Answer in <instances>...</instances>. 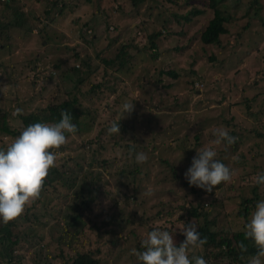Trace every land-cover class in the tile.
Masks as SVG:
<instances>
[{
  "label": "rangeland",
  "instance_id": "obj_1",
  "mask_svg": "<svg viewBox=\"0 0 264 264\" xmlns=\"http://www.w3.org/2000/svg\"><path fill=\"white\" fill-rule=\"evenodd\" d=\"M53 1L43 0L41 4H32L31 9L40 21L44 20L43 11L52 8ZM126 1L101 0L99 3V9L104 10L110 26H117L119 31L115 28V32L107 31L108 29L104 31L99 27V23H89V31L93 27L94 29L87 35V39L95 41L91 47L94 52H102L101 57L107 54L112 56L118 44L127 38H133L136 43L143 45L146 35L143 34L144 29L148 33L150 24L160 28L161 19L168 20L166 10L184 14L189 8L184 9L185 0H175L172 6L166 0L155 4L153 0H148L151 17L143 18V25L136 26L135 30L132 24H138L137 18L134 19L131 12L129 17L123 16L131 9ZM251 2L252 0L227 1L226 9L232 18L226 24L227 34L219 37L220 46L223 48H219V45L202 46L199 43L200 32L207 23V17H194L182 29L185 36L161 37L156 45L158 57L155 60H151L147 52L134 54L129 74L117 73L104 77L107 89H103L102 96H97L100 100V112L111 111L107 114L112 117V124L121 119L122 104L125 100L134 103V111L119 121L120 135L108 134L107 121L101 120L97 123L96 119L85 117L80 119L76 136H71L76 144L83 146L82 151L87 150L88 141L105 147L95 162L104 160L106 163L102 164V167L94 161L89 163V172L94 173L100 181L99 185L98 181L95 184L98 191L88 193L89 198H93L90 216L85 210V204H82L88 197L87 192L83 190L81 195L84 197L81 201L77 199L76 204L73 203L75 199L67 202L69 207L79 206L83 217L73 224L62 225L69 230L79 229L85 224L84 219L94 220L98 229L90 224L91 232L88 236L82 234L90 240L88 248L94 247L96 234H100L102 239L110 236L120 241L124 239L126 231L133 229L137 242L146 238L148 227L169 229L179 246L185 239L180 231L186 221L182 215L183 209L190 206L200 205V209L202 206L204 210L213 208L208 217L213 218L215 227L228 237L246 223V219L237 216L240 198L250 196L257 174L264 172V0H258L260 12L254 16L252 12L255 7ZM81 3V0L78 1L79 6H85ZM118 5L120 10L116 9ZM196 5L197 1L191 0L189 6L196 8ZM143 9L142 7L140 11ZM161 12L162 18L152 17ZM65 15L59 21L57 19L48 23L51 28L63 33L65 38L55 54L46 53L47 50L40 46L30 47L29 43H26V49L14 47L15 51L11 55L0 48V111L6 113L8 125L14 124L10 119L17 108L27 114L49 102L65 99L63 89L55 85L60 80L50 72V67L60 58L71 55V47L74 46L76 50L81 47L82 39L77 36L76 40L68 41L70 34L63 24L70 25L72 19H80L83 16L78 10L72 14L66 11ZM82 18L89 20L87 16ZM164 23H169L168 26H171L173 31L179 30L171 20ZM126 27V31L122 33ZM113 40L109 50L104 53ZM86 47L89 49V46ZM176 48L179 49L174 50ZM232 48L235 52H232ZM79 54L82 55L83 52ZM34 56L37 57L36 60H33ZM210 57L215 60H209ZM9 63L12 64L11 69ZM101 68L96 70L94 75L98 82L103 80L104 73ZM105 71L112 73L109 67H106ZM168 71L174 72L176 76L166 75L165 72ZM48 74L54 79L48 80ZM66 80L63 79L62 82ZM93 99L94 97L90 101H82L81 105L85 108L87 105L93 106ZM55 118H59L58 113ZM91 120L94 123H90ZM101 123L104 125H100ZM218 128L227 130L229 135L235 137V143L212 144ZM1 142H4V150L10 145L7 136L1 137ZM206 147L214 148L217 152L216 159L232 170V179L230 182L221 183V186L215 187L212 192L193 186L194 193H191V189L185 186L187 180L184 173L191 167L197 150ZM124 152L128 156L133 155L131 157L134 162L138 152H144L148 156L147 162L143 164L135 162L139 166L136 175L133 177V174H128L125 179L124 176L119 177L118 171L114 169L125 160ZM60 156L65 159L66 152ZM135 179L138 184L133 182ZM48 181L50 179L46 178L44 183ZM131 188H136L135 196L131 195ZM149 189L151 195H145ZM256 191L259 200H264V186H258ZM73 192L76 191L73 190L71 194ZM208 204L212 207H204ZM170 212V216H165ZM107 216L116 221L113 224L103 223ZM180 216L183 218L178 219ZM22 217L23 214L9 222V233L12 236L19 232L26 233L30 239L33 238L36 241L35 248H42V256H39L42 261L46 258L48 264H63L52 255L58 256L61 253L69 260L76 252L85 251L83 244L74 245L60 240L63 231L60 230L58 234L53 231L52 217L41 205H36L26 218ZM126 218L132 221L120 222ZM249 220L250 218L247 221ZM193 221L195 222L191 219L186 223ZM116 222L120 223L119 228H114ZM0 225L5 226L2 223ZM132 249H136L133 241L128 245L120 244L117 248H110L106 244L100 247L99 264L131 263L136 258ZM212 253L222 257L217 261L211 258L210 264H223L226 261L223 249ZM14 256L12 264L33 263L32 257L25 253L22 245L14 248ZM249 257L242 258L241 263L247 264Z\"/></svg>",
  "mask_w": 264,
  "mask_h": 264
},
{
  "label": "trees",
  "instance_id": "obj_2",
  "mask_svg": "<svg viewBox=\"0 0 264 264\" xmlns=\"http://www.w3.org/2000/svg\"><path fill=\"white\" fill-rule=\"evenodd\" d=\"M78 1L80 0H54L52 2V8L50 10L43 11L44 20L42 21L39 20L38 16L35 15L31 8L32 4H41L43 0L0 1V48L8 51L7 53L9 55L15 51V48L26 49V43H29L30 47L34 45L40 46L43 50H47L46 53L50 52L51 54H55V51L60 49L61 42L65 38L63 33L58 32L55 28H51L48 23H53L57 19L58 21L61 20V18L66 16V11L72 14L76 12V10L80 11L83 15L82 17L87 16L89 19L85 20L82 17L80 19L76 17L71 20L70 25L63 24L70 34L68 41L71 42L76 40L75 36H77L78 39H82V42H80L82 45L79 47V50H76L77 48H74V46L71 47V55L66 58H60L50 67V72H52L56 79L60 80L55 85H59L60 88L63 89L65 99L61 101L56 100L55 102H49L42 108L28 112L27 114L22 112L21 114L15 116L13 115L10 119V121L13 120L14 122L12 125H8L6 123V113L0 111V138L7 136L10 141L9 144H11L28 125L35 123H57L60 121L61 112L64 110L71 114L73 118L72 122L76 125L77 131L74 134H66L67 143L62 145L58 150H53L58 153V158L55 161V166L50 168L46 177L47 179H50V181L43 184L40 197L26 206L25 213H23L22 218H26L36 205H41L52 217L53 231L57 234L60 230L63 231V236H60V240H65L66 242L73 243L74 245L80 243L85 245L86 248L83 252H76L74 257L69 260H67L65 256L64 258L61 253H59L58 256L54 254L52 257H57V259L63 264H99L101 262L98 258L100 255V247L107 244L110 248H114V246L117 248L120 244L128 245L131 241H133L136 250L142 251L141 241L145 237L135 242L137 237L133 229L126 231L124 239H120V241H117L110 236L102 239L100 234H96L94 236L95 240L93 241L94 247L88 248L87 244L90 240L85 238L84 235L88 236L87 234L91 232V226H89L90 224L92 227L98 229V227L95 226L97 224L94 220H91L90 218H83L85 220V224H82L83 227H80L79 229L72 228L69 230L62 226L63 224L66 226L67 224H73L77 221V219L83 217L79 206L76 205L75 207H69L67 206V202H71L75 199V202L73 203L76 204L77 199L81 201L82 197H84V195H81L83 190L87 192L86 196H88V193H92V191L94 193L98 191V188L95 185L98 178L94 175V173L89 172V170H91L89 163L92 161L95 162V160L102 155L100 151L105 150L103 145L91 144L90 141L87 142V150H84L83 148L84 151H82L83 146L81 147V144H76L75 139L71 136H76L79 131L80 119L83 120L85 117L89 119H96L97 123L101 120H105L109 123L107 128L111 125L110 122L112 117L107 114L111 111H107L106 113L100 112V100L97 99V96H102L103 89H107L105 87V76L117 73L129 74L134 54L140 55L141 53L147 52L149 54V58L151 60H155L158 57L156 45L161 37H168L172 35L176 37L185 36V32L182 31V29L185 27V24L191 22V19L194 17L202 19L207 17V23L200 32L199 43L202 46L219 45V48H223V46H220L221 42L219 37L227 34L226 24L229 23L232 17L230 16L231 14H228V10L226 9L228 0H192L197 1L196 8L189 6L191 0H185L184 9L186 10L188 7L189 8L184 14H176L174 12L170 13L166 10L168 20L161 17L163 16V12L152 16L162 18L159 24L160 28L155 27L154 24L148 25V29L150 31L147 33L146 29H144L143 34L146 35L144 36L145 43L143 45L136 43L133 38H127L125 41L118 44L116 52L112 56L107 54L101 57V55H103L102 52H94L91 47L95 41L87 39V35L92 33V30L94 29L93 27L92 30L89 31V23L95 22V25L96 22L97 24L99 23V27L104 31L108 29L107 31L111 32L114 28L116 31H119V29L117 26H110L108 17L104 15V10L102 11L99 9V3L101 0H81V5H85L82 7L79 6ZM160 1L162 0H153L154 4ZM166 2L170 6L175 4V0H166ZM147 3L148 0L126 1V4L131 6V9L123 16L129 17L131 12L134 19L137 18L136 20L138 21V24H132L135 26V30L136 26L140 24L143 25V21H141L143 18L151 17V13L148 11L151 9V6ZM251 5L255 7L252 12L253 16L259 14L260 4L258 3V0H252ZM142 7L144 9L140 11ZM26 8L29 11H27ZM116 9L120 10L121 8L118 5ZM169 20L173 21L175 26H178V31H173L171 26H168L169 23H164V21L169 22ZM126 29L127 27L122 33H124ZM114 40L110 41L104 53L109 50V47ZM76 45L79 46V43ZM85 45L89 46V49H87ZM178 49L179 48H176L174 50ZM88 50L90 52H88ZM81 52H83L82 55L79 54ZM232 52H235L233 48ZM33 58V60L37 59L35 56ZM209 60L212 61L215 60V58L210 57ZM8 65L9 69H11L12 64L9 63ZM106 67L111 69V74H108L105 71ZM99 68L102 69V73L104 74H102L103 80L98 82L95 80L94 75L96 70ZM3 70H5V67ZM165 74L171 77L176 76V74L172 71L165 72ZM51 79H54V77L51 76V74H48V80ZM63 79L67 80L63 83ZM93 97V101H95L91 104L93 106L87 105V108H85V106L81 105L82 101H90ZM56 113L59 114V118H55ZM90 123L94 122L91 120ZM100 125H104V123H101ZM0 145L3 146L0 147V149H4V142H1ZM106 146H108V144ZM110 147H112V145H110ZM63 152H66L65 159L60 156V154L63 155ZM123 156L125 159L123 160V163L116 168L114 167V169L118 171L119 177L124 176L125 179L128 174H133L134 177L139 169V166L132 159L131 156L133 155L128 156V154L124 152ZM105 163L106 162L104 160L95 162V164L100 167H102V164ZM133 182L138 184L136 179L133 180ZM99 183L100 181H98L97 185H99ZM185 186L191 189V193H194V187L190 186L188 182L185 183ZM220 186L221 184L216 187ZM257 188L258 185L255 183V186L250 190V196L240 198L241 200L239 202L237 216L240 219H246L245 222H248L247 220L251 218L250 214L255 210L257 202L260 201L258 194L256 193ZM73 190L76 192L71 194ZM135 192H137L136 188H131V195L135 196ZM92 201L93 198H89V196L82 201V204H85V210H87L89 216ZM207 206L212 207L211 204L205 205L204 207ZM212 209L213 208L204 210L202 206L200 209V205L199 207L190 206L187 209H183L182 215L185 217V220L188 221L194 219L195 223L198 225L197 230L200 232L202 238H207V243L201 249H197L196 254L202 256L207 261V264H210L211 258L214 261H217L220 257H222V255L219 256V254L212 255V252L218 249H223L225 251L223 257L226 258V261L223 264H242V258L245 256L251 257L255 255L257 249L254 248L250 240H245L243 227L238 231L230 233V237H228L215 227L214 219H210L208 217ZM170 214L171 212L165 214V216H170ZM183 216H180L178 219H182ZM115 221V219L107 216L103 220V223L109 224L110 222L113 224ZM122 221L127 223L132 220L126 218L125 220H120V222ZM141 221L145 222L143 220ZM186 221H184V223L188 224ZM8 226H10V223L5 224V226L0 225V264H12V258L15 257L14 248L20 247V245L24 247L25 253L32 257V264H48L46 258L45 261L40 259L41 257L39 256H42V248H35L36 241L33 238L30 239L26 233L20 232L19 234H14L12 236L9 233ZM119 227L120 223L116 222L114 228ZM153 229L156 228L148 227V233ZM163 230L169 231L167 228H164ZM105 233V235H107L109 231ZM242 245L247 247V251L243 250ZM132 257L135 258V256ZM128 264H139V262L137 258H135L133 262L131 261V263Z\"/></svg>",
  "mask_w": 264,
  "mask_h": 264
},
{
  "label": "clouds",
  "instance_id": "obj_3",
  "mask_svg": "<svg viewBox=\"0 0 264 264\" xmlns=\"http://www.w3.org/2000/svg\"><path fill=\"white\" fill-rule=\"evenodd\" d=\"M133 111L134 103L125 100L121 119ZM21 113L22 110L17 108L13 115ZM72 120L71 114L64 110L59 122L28 125L6 150L0 149V223L7 224L15 220L23 214L26 206L40 197L45 178L57 159L58 153L53 150H58L67 143L66 134L77 131ZM119 121L108 127V134L120 135ZM214 136V145L222 142L231 145L236 141L223 128H218ZM216 157L217 152L212 147L197 150L191 167L184 173L190 186L212 192L221 183L231 181L232 170ZM147 160L148 156L144 152L135 154L137 164H143ZM255 183L264 186V172L257 174ZM145 195H151V189ZM197 228L194 221L184 224L180 231L185 239L179 246L170 231L153 229L141 241L143 250L132 249V254L139 264H207L202 256L196 254V250L207 243V238H202ZM243 234L245 240H250L257 249L255 255L249 257L247 264H264V200L255 205L250 220L243 226ZM242 248L247 251L246 246L242 245Z\"/></svg>",
  "mask_w": 264,
  "mask_h": 264
}]
</instances>
